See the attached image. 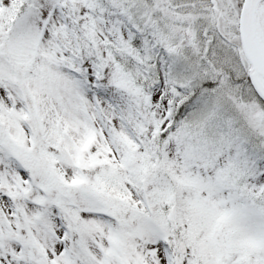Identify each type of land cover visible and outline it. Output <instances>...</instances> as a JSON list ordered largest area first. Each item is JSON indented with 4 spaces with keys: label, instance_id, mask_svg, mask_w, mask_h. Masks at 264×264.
<instances>
[{
    "label": "snow or ice",
    "instance_id": "6c2138e0",
    "mask_svg": "<svg viewBox=\"0 0 264 264\" xmlns=\"http://www.w3.org/2000/svg\"><path fill=\"white\" fill-rule=\"evenodd\" d=\"M0 264H264V0H0Z\"/></svg>",
    "mask_w": 264,
    "mask_h": 264
}]
</instances>
